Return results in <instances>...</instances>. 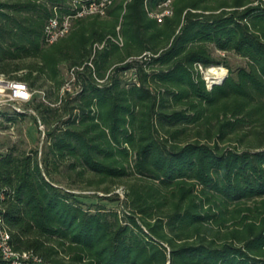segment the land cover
I'll return each mask as SVG.
<instances>
[{
    "label": "trees",
    "instance_id": "16d2710c",
    "mask_svg": "<svg viewBox=\"0 0 264 264\" xmlns=\"http://www.w3.org/2000/svg\"><path fill=\"white\" fill-rule=\"evenodd\" d=\"M87 1L0 0V75L34 92L0 126L32 116L46 142L0 153L11 248L36 264H264V0H173L161 23L162 0H115L47 44L48 21ZM196 64L228 74L209 89Z\"/></svg>",
    "mask_w": 264,
    "mask_h": 264
},
{
    "label": "built area",
    "instance_id": "2783aa9c",
    "mask_svg": "<svg viewBox=\"0 0 264 264\" xmlns=\"http://www.w3.org/2000/svg\"><path fill=\"white\" fill-rule=\"evenodd\" d=\"M114 1L115 0H88L86 4L82 3L80 8L72 15L63 17L55 16L51 18L45 27V40L47 44H52L66 36L76 19L87 16H104L108 7ZM172 1L173 0H162L158 5L157 10L149 13V16L155 19L158 23H161L165 16L171 14ZM79 2L80 1H78V3ZM217 53L224 55V53L221 52ZM195 69L199 70L202 75L206 70L199 64L195 65ZM225 77L226 74L224 73L223 76L216 79H203L206 82L207 88L210 89L212 81L220 83ZM73 82L74 77L71 73V78L63 86L62 92H73ZM76 89L78 90V87ZM33 93L34 92L29 90L26 83L0 75V115L7 111H9V113H25L24 106L31 100ZM28 113L35 115L32 110H28ZM37 125L41 131L44 130V126L39 119H37ZM1 198L2 195L0 193V258L2 264H36L39 259L33 253L28 251H14L11 248L10 234L3 224Z\"/></svg>",
    "mask_w": 264,
    "mask_h": 264
},
{
    "label": "rangeland",
    "instance_id": "374dc122",
    "mask_svg": "<svg viewBox=\"0 0 264 264\" xmlns=\"http://www.w3.org/2000/svg\"><path fill=\"white\" fill-rule=\"evenodd\" d=\"M214 57L220 61L226 63L231 69H235L237 67L244 66V61L234 55H221L219 53H215ZM210 68L213 69H223L224 73L228 74V70L223 65L218 66H211ZM206 69L203 73V78L206 80V73L210 69ZM69 73L66 74V77H68ZM37 100L42 99V94L37 92L34 94ZM25 107V106H24ZM9 113V111H7ZM1 122V119H0ZM201 129V128H200ZM203 130V129H202ZM197 131L196 127L189 126L186 129V135L188 139H193L194 134ZM245 131V130H244ZM242 134V132H240ZM251 137V136H249ZM245 140L247 138H243L242 142H236L237 138L231 136L229 138H226L227 143H225V147H238V149L242 148L244 146ZM225 141V142H226ZM45 128L43 131H41L38 128L37 123L32 119V116H25L22 118L21 121H17L14 124H6L3 123L2 126H0V153L4 152L8 147L10 146H16L18 149L23 150L24 152H30V151H44L45 149ZM123 187L121 184H119L116 188H114V192L118 193V195L123 198ZM85 196H91L92 193L85 192L82 193ZM85 199L84 202L86 203H95L96 200L94 198H83ZM102 204L106 205L110 208H116L117 203H108L106 201L102 202ZM248 206L254 207L255 204L251 203Z\"/></svg>",
    "mask_w": 264,
    "mask_h": 264
},
{
    "label": "bare ground",
    "instance_id": "6f19581e",
    "mask_svg": "<svg viewBox=\"0 0 264 264\" xmlns=\"http://www.w3.org/2000/svg\"><path fill=\"white\" fill-rule=\"evenodd\" d=\"M224 75V70L223 69H213L210 68L207 73H206V77L210 80V79H216L219 78L221 76Z\"/></svg>",
    "mask_w": 264,
    "mask_h": 264
},
{
    "label": "water",
    "instance_id": "95a60500",
    "mask_svg": "<svg viewBox=\"0 0 264 264\" xmlns=\"http://www.w3.org/2000/svg\"><path fill=\"white\" fill-rule=\"evenodd\" d=\"M223 81H221L220 83H216V82H214V81H212V83H211V88L214 86V85H216V84H221Z\"/></svg>",
    "mask_w": 264,
    "mask_h": 264
}]
</instances>
